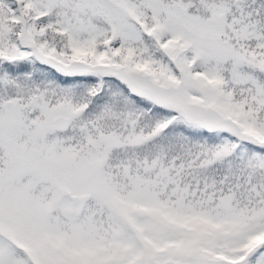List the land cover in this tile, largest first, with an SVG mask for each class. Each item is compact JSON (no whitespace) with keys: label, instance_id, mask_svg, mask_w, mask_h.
Wrapping results in <instances>:
<instances>
[{"label":"snow or ice","instance_id":"obj_1","mask_svg":"<svg viewBox=\"0 0 264 264\" xmlns=\"http://www.w3.org/2000/svg\"><path fill=\"white\" fill-rule=\"evenodd\" d=\"M0 264H264V0H0Z\"/></svg>","mask_w":264,"mask_h":264}]
</instances>
